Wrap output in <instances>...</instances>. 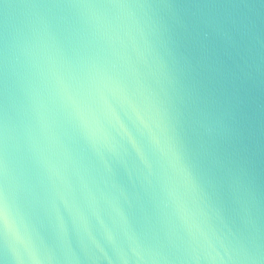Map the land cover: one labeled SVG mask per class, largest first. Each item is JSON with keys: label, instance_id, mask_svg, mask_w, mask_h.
Returning <instances> with one entry per match:
<instances>
[{"label": "water", "instance_id": "obj_1", "mask_svg": "<svg viewBox=\"0 0 264 264\" xmlns=\"http://www.w3.org/2000/svg\"><path fill=\"white\" fill-rule=\"evenodd\" d=\"M0 264H264V0H0Z\"/></svg>", "mask_w": 264, "mask_h": 264}, {"label": "snow or ice", "instance_id": "obj_2", "mask_svg": "<svg viewBox=\"0 0 264 264\" xmlns=\"http://www.w3.org/2000/svg\"><path fill=\"white\" fill-rule=\"evenodd\" d=\"M2 172L3 165L2 162H0V175H2ZM8 231H12L17 236V239H21L19 233L15 232L14 224L10 219L7 196L3 185L0 184V232Z\"/></svg>", "mask_w": 264, "mask_h": 264}]
</instances>
